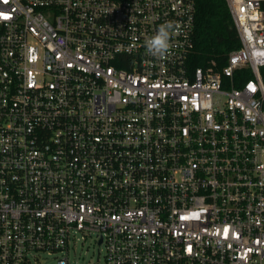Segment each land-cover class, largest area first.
Returning a JSON list of instances; mask_svg holds the SVG:
<instances>
[{"label":"built area","instance_id":"1","mask_svg":"<svg viewBox=\"0 0 264 264\" xmlns=\"http://www.w3.org/2000/svg\"><path fill=\"white\" fill-rule=\"evenodd\" d=\"M227 3L191 69L197 0H0V264H264V0Z\"/></svg>","mask_w":264,"mask_h":264},{"label":"trees","instance_id":"2","mask_svg":"<svg viewBox=\"0 0 264 264\" xmlns=\"http://www.w3.org/2000/svg\"><path fill=\"white\" fill-rule=\"evenodd\" d=\"M196 9L189 67L206 68L214 63L222 67L229 54L241 46L227 0H197Z\"/></svg>","mask_w":264,"mask_h":264},{"label":"rangeland","instance_id":"3","mask_svg":"<svg viewBox=\"0 0 264 264\" xmlns=\"http://www.w3.org/2000/svg\"><path fill=\"white\" fill-rule=\"evenodd\" d=\"M104 248L99 247L95 236L78 234L75 248L70 251V260L74 264H104ZM54 258H49L41 264H53Z\"/></svg>","mask_w":264,"mask_h":264},{"label":"clouds","instance_id":"4","mask_svg":"<svg viewBox=\"0 0 264 264\" xmlns=\"http://www.w3.org/2000/svg\"><path fill=\"white\" fill-rule=\"evenodd\" d=\"M173 29L172 22H165L160 25L156 35L146 40V48L153 56H164L169 49L170 32Z\"/></svg>","mask_w":264,"mask_h":264},{"label":"snow or ice","instance_id":"5","mask_svg":"<svg viewBox=\"0 0 264 264\" xmlns=\"http://www.w3.org/2000/svg\"><path fill=\"white\" fill-rule=\"evenodd\" d=\"M0 15H2V14H0Z\"/></svg>","mask_w":264,"mask_h":264}]
</instances>
